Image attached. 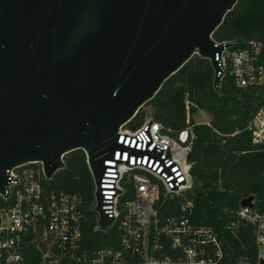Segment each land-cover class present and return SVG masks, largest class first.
<instances>
[{
  "label": "water",
  "instance_id": "1",
  "mask_svg": "<svg viewBox=\"0 0 264 264\" xmlns=\"http://www.w3.org/2000/svg\"><path fill=\"white\" fill-rule=\"evenodd\" d=\"M238 0H0V194L7 170L41 162L50 179L63 156H87L98 229L112 222L98 190L117 130L194 55L219 58L233 42L213 32ZM193 177V192L199 186ZM240 207L255 208L253 195Z\"/></svg>",
  "mask_w": 264,
  "mask_h": 264
},
{
  "label": "built area",
  "instance_id": "2",
  "mask_svg": "<svg viewBox=\"0 0 264 264\" xmlns=\"http://www.w3.org/2000/svg\"><path fill=\"white\" fill-rule=\"evenodd\" d=\"M233 45L217 57L218 75L222 79L228 73L239 88L263 89L248 124L252 142L263 143L261 46L254 40L237 49ZM129 122L117 130L120 147L104 160L98 185L102 209L112 222L96 230V213L94 232L110 244L94 246L86 239L78 193L48 190L45 182L51 178L42 163L26 162L7 170V190L0 194V264H21L26 248L38 254L37 264H220L221 238L211 226L191 221L192 204L185 196L193 191L194 177L189 114L180 130L151 117L136 127ZM96 190L94 184L93 196ZM238 215L254 225L256 264H264V213L240 207Z\"/></svg>",
  "mask_w": 264,
  "mask_h": 264
},
{
  "label": "trees",
  "instance_id": "3",
  "mask_svg": "<svg viewBox=\"0 0 264 264\" xmlns=\"http://www.w3.org/2000/svg\"><path fill=\"white\" fill-rule=\"evenodd\" d=\"M217 42H233L232 49L257 41L264 56V0H238L223 22L213 32ZM214 72L208 59L194 55L171 75L155 96L130 120L136 127L145 121L144 107L151 118L174 130L186 126V115L193 125L194 142L190 154L191 172L198 178L196 191L185 196L191 201V221L211 226L223 242L220 264H256L255 227L242 220L240 201L253 195L255 209L264 213V142H252L248 124L262 102L261 87H237L232 77L220 81V91L213 88ZM201 110L207 123H196L193 115ZM64 167L45 182L48 190L76 192L82 198L86 239L94 246L110 244L94 232L96 213L94 183L82 149L63 156ZM21 264H37L32 248L23 252Z\"/></svg>",
  "mask_w": 264,
  "mask_h": 264
},
{
  "label": "rangeland",
  "instance_id": "4",
  "mask_svg": "<svg viewBox=\"0 0 264 264\" xmlns=\"http://www.w3.org/2000/svg\"><path fill=\"white\" fill-rule=\"evenodd\" d=\"M144 110L146 112V116H145V120L148 119L149 117H151L150 115V110L149 107H144ZM193 120L196 123H200V122H206L209 120V116L207 114H205L203 111L198 110L194 115H193ZM186 195V194H185Z\"/></svg>",
  "mask_w": 264,
  "mask_h": 264
},
{
  "label": "crops",
  "instance_id": "5",
  "mask_svg": "<svg viewBox=\"0 0 264 264\" xmlns=\"http://www.w3.org/2000/svg\"><path fill=\"white\" fill-rule=\"evenodd\" d=\"M208 121H206V122H200V123H207Z\"/></svg>",
  "mask_w": 264,
  "mask_h": 264
}]
</instances>
